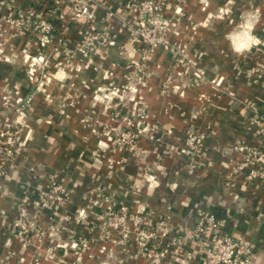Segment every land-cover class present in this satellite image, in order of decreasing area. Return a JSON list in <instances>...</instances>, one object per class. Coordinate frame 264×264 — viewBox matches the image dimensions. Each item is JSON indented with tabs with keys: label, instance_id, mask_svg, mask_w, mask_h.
I'll list each match as a JSON object with an SVG mask.
<instances>
[{
	"label": "crops",
	"instance_id": "obj_1",
	"mask_svg": "<svg viewBox=\"0 0 264 264\" xmlns=\"http://www.w3.org/2000/svg\"><path fill=\"white\" fill-rule=\"evenodd\" d=\"M142 1L97 0L90 20L72 18L84 0H0V123L22 127L0 179V264H151L134 237L118 245L104 232L99 217L121 205L169 218L170 234L148 241L161 264H210L214 231L192 232L201 216L264 264V182L236 148L264 155V0H154L168 43L148 55ZM29 9L56 27L46 46L7 22ZM90 30L114 42L85 54ZM188 125L206 134L193 173L179 152ZM128 128L144 130L124 152L112 139ZM58 184L62 208L45 196ZM25 197L38 228L20 236Z\"/></svg>",
	"mask_w": 264,
	"mask_h": 264
},
{
	"label": "built area",
	"instance_id": "obj_2",
	"mask_svg": "<svg viewBox=\"0 0 264 264\" xmlns=\"http://www.w3.org/2000/svg\"><path fill=\"white\" fill-rule=\"evenodd\" d=\"M97 0H84L77 8L74 9L72 18L86 17L93 19L94 15L90 8V3ZM57 3V2H56ZM137 9L141 12L136 34L143 43L144 54L148 55L155 50L160 44L168 43L165 29L167 23L158 15L157 7L154 0H144ZM7 21L17 27H28L35 32L41 46L48 45L54 38L56 27L47 18L41 16L34 9L22 10L15 15L7 18ZM114 41L105 32L90 30L83 42V52L89 54L95 52L101 46H107ZM260 49V48H259ZM262 50L264 52V43ZM194 74L203 77L204 70L197 68ZM127 119V118H126ZM128 120V119H127ZM144 128H128L122 130L112 139V144L116 148L126 152L132 149ZM187 137L179 152L184 158L185 169L189 173H193L200 163L201 158L205 154V138L204 132L195 131V129L187 126ZM21 129L11 122L4 123L0 128V179L6 177L7 169L12 167L20 152ZM236 148L243 154V163L256 165L250 174L251 177H259L264 182V155L251 147L239 144ZM230 180H226V184H230ZM46 198L55 202L58 207L62 208L68 201V191L63 185H54L45 192ZM28 198L23 199V204L18 217L14 221V227L18 235L29 234L38 228L36 220L29 214L27 204ZM54 215L56 213H53ZM102 221L103 230L106 234L115 232L118 238L115 244H126L132 237L138 242L142 254L150 260L151 264H161V258L157 252L148 247V241L157 236H166L171 232L170 221L168 217H161L155 224L148 212H132L126 206L121 205L118 208H109L99 217ZM224 226L222 220L213 216H201L192 231L196 235H202L207 228L214 231L212 242L209 246L210 264H254L253 252L249 244L233 238L231 235L221 232ZM106 247H101V252Z\"/></svg>",
	"mask_w": 264,
	"mask_h": 264
},
{
	"label": "rangeland",
	"instance_id": "obj_3",
	"mask_svg": "<svg viewBox=\"0 0 264 264\" xmlns=\"http://www.w3.org/2000/svg\"><path fill=\"white\" fill-rule=\"evenodd\" d=\"M7 22H8V21H7ZM34 34H35V32H34ZM16 111L19 113V112H20L19 108L16 109ZM8 122H11L12 124H14L12 121H5V122H3V123H0V128H1V125H3L4 123H8ZM14 125H15V124H14ZM17 127L20 128V129L22 128V127H21L20 125H18V124H17Z\"/></svg>",
	"mask_w": 264,
	"mask_h": 264
}]
</instances>
